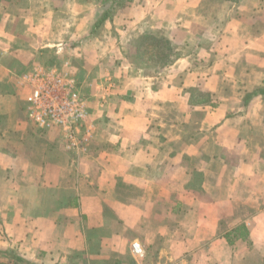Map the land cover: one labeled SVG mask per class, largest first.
Here are the masks:
<instances>
[{
    "label": "crops",
    "instance_id": "obj_1",
    "mask_svg": "<svg viewBox=\"0 0 264 264\" xmlns=\"http://www.w3.org/2000/svg\"><path fill=\"white\" fill-rule=\"evenodd\" d=\"M33 1L19 23L0 2V261L264 264V96L245 102L264 87V1L131 0L94 39L114 3ZM226 6L238 15L215 24ZM158 33L184 53L136 66L137 42ZM59 34L67 52L81 44L71 50L88 76L74 151L28 117L21 78L38 65L18 74L11 62Z\"/></svg>",
    "mask_w": 264,
    "mask_h": 264
},
{
    "label": "built area",
    "instance_id": "obj_2",
    "mask_svg": "<svg viewBox=\"0 0 264 264\" xmlns=\"http://www.w3.org/2000/svg\"><path fill=\"white\" fill-rule=\"evenodd\" d=\"M27 87L26 102L30 121L47 132H56L68 150L82 148L84 129L89 117L88 98L77 80L58 67L35 66L21 78ZM136 259L145 260L147 251L140 243L132 244Z\"/></svg>",
    "mask_w": 264,
    "mask_h": 264
},
{
    "label": "rangeland",
    "instance_id": "obj_3",
    "mask_svg": "<svg viewBox=\"0 0 264 264\" xmlns=\"http://www.w3.org/2000/svg\"><path fill=\"white\" fill-rule=\"evenodd\" d=\"M34 1H33V3H34ZM112 1L113 0H105V2L114 3V1L113 2ZM221 1H223V0H221ZM260 1L256 0V3L261 4ZM123 3L128 4V1L124 0ZM31 5H32V0H19V1H15V2H5L4 8H5V11L7 13L11 14L10 21H16V23H19V21H21L23 19V18L21 19V16L28 14L27 11H23V10L25 8L31 6ZM211 7H212V5H211ZM231 7L232 6H226L223 9L221 17L219 19H214L215 20L214 23L222 25L225 21L231 19L232 17L233 18L236 17L238 14H236V10L233 11ZM118 9L119 8H116V10H118ZM75 14H76V12H75ZM216 18H218V17H216ZM11 23H13V22H11ZM54 24H56V23H53V25ZM59 24L64 25V23H59ZM11 25L14 26L15 24H11ZM16 26H17V24H16ZM108 31H110V35L112 37H115L116 33L113 29L112 30L109 29ZM60 32H62V31L59 29V31H57V33H60ZM99 36L105 38L106 36H108V34L105 32V29L101 28V29H97L96 31L94 30L91 34L89 32L87 37L94 39L95 37H99ZM64 37H65L64 35L59 34L56 38H54L56 40L57 39H59V40H57V41L52 40V41H55L54 43L56 44V46H54V48H49V49L47 48V49L43 50L42 53H40L39 52L40 50H39L37 53L33 54V53L29 52L28 48H23V49L20 48V50L18 52H15L13 58L11 59V62L15 66L17 65L16 68H17L18 74H20V73L22 74V72L25 69L29 70L30 68H32L35 65H45V66H49V67H58V68L64 69L65 71L70 73L72 77H74L77 80L78 86L80 87L82 93L85 94L86 97L88 98L85 85H84V83H82V81L88 77V76H86L84 78L83 73H82L83 64H84L85 60L82 57H80L79 55L73 53L71 50V48H76L78 46H81V44L69 42V52H67V50H65L64 47L66 46V44H68V42L63 39ZM62 44H64V45H62ZM60 46H62L61 48H63V50H60L62 52H60L58 54V48L57 47H60ZM182 47H184V45L179 47L180 48L179 50L183 54L184 52L182 51ZM126 52L130 53V56L132 55L131 51H129V49H127ZM24 66H26V67H24ZM28 70H26V72H28ZM24 73H25V71L23 72V74ZM90 78H92V77H90ZM260 80H261V78H259V81ZM111 264H113V263H111ZM125 264H132V262L130 260H127L125 262Z\"/></svg>",
    "mask_w": 264,
    "mask_h": 264
},
{
    "label": "trees",
    "instance_id": "obj_4",
    "mask_svg": "<svg viewBox=\"0 0 264 264\" xmlns=\"http://www.w3.org/2000/svg\"><path fill=\"white\" fill-rule=\"evenodd\" d=\"M19 0H0V2H15ZM124 0H114V7L106 11L98 20L94 30L99 29L107 20L112 19L116 12V8H123L126 3ZM130 2L131 0H127ZM224 2L235 5L241 4L243 0H223ZM177 46L170 39L161 34H146L139 39L136 44L132 62L143 69H165L172 66L181 56V52ZM264 96V87L258 89L254 93L247 95L245 102L248 103L251 98L255 96ZM5 256L10 263L0 261V264H32L19 255L9 252Z\"/></svg>",
    "mask_w": 264,
    "mask_h": 264
}]
</instances>
